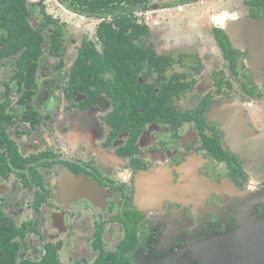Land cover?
<instances>
[{
  "label": "flooded vegetation",
  "instance_id": "obj_1",
  "mask_svg": "<svg viewBox=\"0 0 264 264\" xmlns=\"http://www.w3.org/2000/svg\"><path fill=\"white\" fill-rule=\"evenodd\" d=\"M52 1L91 33L47 0L0 20L8 261L227 264L264 217V0H151L126 31Z\"/></svg>",
  "mask_w": 264,
  "mask_h": 264
},
{
  "label": "trees",
  "instance_id": "obj_2",
  "mask_svg": "<svg viewBox=\"0 0 264 264\" xmlns=\"http://www.w3.org/2000/svg\"><path fill=\"white\" fill-rule=\"evenodd\" d=\"M62 3H65L70 10L75 12L86 14V16H100L111 14L115 17L114 22L117 25L123 26V29L131 30L135 28L132 22V14L134 10H140L144 6H147L151 0H60ZM25 0H0V20L2 17L3 20L16 21L19 22V25L25 26V19L28 11L25 10ZM21 26V27H24ZM104 29H103V27ZM26 28V27H25ZM113 30L111 24L102 23L101 27L97 30V35L101 38H104L107 31ZM132 35L127 34L125 37H130ZM105 37H109L106 35ZM95 53V52H94ZM95 58H91V61L94 62ZM9 246L7 243L5 245L4 240L0 238V264H15L13 261H8L10 256H13L9 252Z\"/></svg>",
  "mask_w": 264,
  "mask_h": 264
},
{
  "label": "water",
  "instance_id": "obj_3",
  "mask_svg": "<svg viewBox=\"0 0 264 264\" xmlns=\"http://www.w3.org/2000/svg\"><path fill=\"white\" fill-rule=\"evenodd\" d=\"M229 235L238 241L225 247V250L219 253L221 261L213 260L214 262L264 264V217L252 226L251 221L245 220L236 232H230Z\"/></svg>",
  "mask_w": 264,
  "mask_h": 264
},
{
  "label": "rangeland",
  "instance_id": "obj_4",
  "mask_svg": "<svg viewBox=\"0 0 264 264\" xmlns=\"http://www.w3.org/2000/svg\"><path fill=\"white\" fill-rule=\"evenodd\" d=\"M183 1H186V0H183ZM194 3V5L195 6H199V5H201L202 6V8L203 7H205L207 4L205 3H200V0H197V1H193ZM189 3V2H188ZM200 3V4H199ZM238 3H240V4H242L241 3V0H239V2L237 1V3L236 4H233L231 1H229V9H228V11H231V9L232 8H234V7H237L239 4ZM47 5H49V8H48V10L52 13V14H57V12H61L59 9H61L58 5H56L55 3H54V1H52V0H47ZM62 13V18L64 19V20H66V21H69V24L71 25V30H73V32L74 31H77V29H78V25H80V26H82L83 28H84V30L88 33V34H90L91 33V31H92V28H93V25H94V23H95V21L93 20V19H84V18H80V17H76V16H74V15H70V14H68V13H66V12H64V11H62L61 12ZM64 14V15H63ZM71 35H74V34H71ZM75 37H76V35H75Z\"/></svg>",
  "mask_w": 264,
  "mask_h": 264
}]
</instances>
